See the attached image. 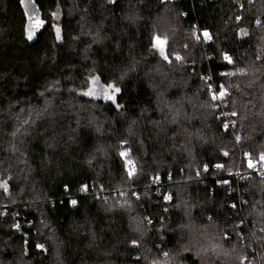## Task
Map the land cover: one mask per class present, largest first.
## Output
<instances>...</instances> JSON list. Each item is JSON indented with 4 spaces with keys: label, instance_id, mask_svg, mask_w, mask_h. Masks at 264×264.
I'll list each match as a JSON object with an SVG mask.
<instances>
[{
    "label": "trees",
    "instance_id": "16d2710c",
    "mask_svg": "<svg viewBox=\"0 0 264 264\" xmlns=\"http://www.w3.org/2000/svg\"><path fill=\"white\" fill-rule=\"evenodd\" d=\"M32 4L29 41L0 0V264H264V179L230 176L264 159V0Z\"/></svg>",
    "mask_w": 264,
    "mask_h": 264
},
{
    "label": "built area",
    "instance_id": "2783aa9c",
    "mask_svg": "<svg viewBox=\"0 0 264 264\" xmlns=\"http://www.w3.org/2000/svg\"><path fill=\"white\" fill-rule=\"evenodd\" d=\"M210 1L217 2L218 0H210ZM241 20L242 17H239L237 21L240 22ZM195 31L200 38V42L202 46H204L207 43V38L205 34L201 31L198 25H196ZM231 60L232 59L230 56L225 57L226 62H230ZM205 80L209 84V94L211 95L212 101L214 103V109L218 114V118L223 123L224 130L230 132L234 136L235 140L238 143H240L241 136L236 133L237 124L232 119V115L227 110L228 104L226 102L225 94L223 93L222 87H218L216 85L211 72H209L206 75ZM128 170L130 173H134L136 171V166L134 164H129ZM249 175H254L259 179H264V159L260 163L249 165L248 170L246 171L238 169L235 173L230 174V176L235 178L237 182L243 181L244 178ZM166 187L167 184L165 185V183L161 179H157L153 182V184L149 188L153 189L154 197H156L158 200L160 199L162 203L166 204L172 200V195L169 191H166ZM229 195H231V192H229ZM136 197L138 200H140L141 198L139 194H136Z\"/></svg>",
    "mask_w": 264,
    "mask_h": 264
},
{
    "label": "water",
    "instance_id": "95a60500",
    "mask_svg": "<svg viewBox=\"0 0 264 264\" xmlns=\"http://www.w3.org/2000/svg\"><path fill=\"white\" fill-rule=\"evenodd\" d=\"M25 6H26V10L28 13V21H29V25L34 26L33 24L36 21V14H35V8L32 4V0H25ZM1 191H5V193L7 195H10L11 193V188L8 185V182H0V192Z\"/></svg>",
    "mask_w": 264,
    "mask_h": 264
},
{
    "label": "snow or ice",
    "instance_id": "6c2138e0",
    "mask_svg": "<svg viewBox=\"0 0 264 264\" xmlns=\"http://www.w3.org/2000/svg\"><path fill=\"white\" fill-rule=\"evenodd\" d=\"M52 16L54 18L55 17V13H52ZM44 24H45V21L39 20L38 17L36 18V25L31 26L30 29H29V32H28L27 38H28L29 41H31L33 39V37H34L36 31L39 29V27H42ZM53 28H54L55 33L57 34V38L59 39L60 38V32H61L60 27L58 25L54 24ZM116 92L118 93L119 89H116ZM110 99H112L113 102H115V96L111 97ZM125 155L126 154L122 153V156H125ZM68 203H70V202L68 201Z\"/></svg>",
    "mask_w": 264,
    "mask_h": 264
},
{
    "label": "rangeland",
    "instance_id": "374dc122",
    "mask_svg": "<svg viewBox=\"0 0 264 264\" xmlns=\"http://www.w3.org/2000/svg\"><path fill=\"white\" fill-rule=\"evenodd\" d=\"M177 58L178 60H181L182 58L180 57V56H178L177 54L176 55H174V58ZM192 73H194V70H192ZM107 90L108 89H104L103 88V90L102 91H104V92H107ZM223 93H225V89L223 88ZM103 96V98H105V99H110L111 97H113V95H111V94H104V95H102ZM110 100H112V99H110ZM247 163L248 164H253V161L251 160V158H250V155H248L247 154ZM223 244H221V246H222ZM224 246V245H223ZM225 248V247H224ZM222 249V248H221ZM227 251H228V253H233L234 251L231 249V248H229L228 250H225V249H223L222 251H221V254H222V252L223 253H227ZM220 253V252H219ZM248 258H247V256L246 255H244L243 257H242V260H244V262L247 260ZM252 260V261H251ZM250 261L251 262H255V260L254 259H251Z\"/></svg>",
    "mask_w": 264,
    "mask_h": 264
}]
</instances>
